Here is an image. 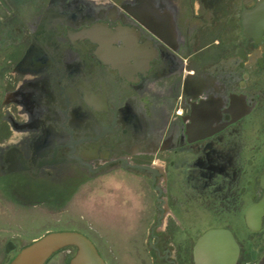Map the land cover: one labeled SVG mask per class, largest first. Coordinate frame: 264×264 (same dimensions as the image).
I'll use <instances>...</instances> for the list:
<instances>
[{
	"label": "flooded vegetation",
	"instance_id": "1",
	"mask_svg": "<svg viewBox=\"0 0 264 264\" xmlns=\"http://www.w3.org/2000/svg\"><path fill=\"white\" fill-rule=\"evenodd\" d=\"M3 1L18 25L0 175L59 203L123 171L149 189L139 264H197L207 230L229 233L234 264H264V0Z\"/></svg>",
	"mask_w": 264,
	"mask_h": 264
},
{
	"label": "rangeland",
	"instance_id": "2",
	"mask_svg": "<svg viewBox=\"0 0 264 264\" xmlns=\"http://www.w3.org/2000/svg\"><path fill=\"white\" fill-rule=\"evenodd\" d=\"M9 1L20 15L30 9V0ZM10 18L0 4V102L11 82L6 73L7 60L17 50L13 41L18 24ZM141 181L116 171L77 185L72 195L52 203L22 196L19 186L0 175V246L8 241L22 246L50 231L76 230L92 240L107 264H139L134 245L145 207L140 197L149 191ZM74 252V247H66L45 264H69Z\"/></svg>",
	"mask_w": 264,
	"mask_h": 264
},
{
	"label": "water",
	"instance_id": "3",
	"mask_svg": "<svg viewBox=\"0 0 264 264\" xmlns=\"http://www.w3.org/2000/svg\"><path fill=\"white\" fill-rule=\"evenodd\" d=\"M0 2L5 4L3 0ZM215 240L219 241L218 244ZM70 246L75 248V252L69 264H107L92 240L76 230L45 233L23 247L10 264H45L57 251ZM208 254L217 255L218 259V255H223L220 263L234 264L237 248L228 232L207 230L198 238L195 246L196 263L208 264ZM212 263L219 264L217 259H213Z\"/></svg>",
	"mask_w": 264,
	"mask_h": 264
}]
</instances>
